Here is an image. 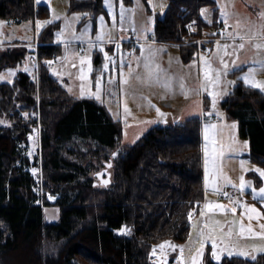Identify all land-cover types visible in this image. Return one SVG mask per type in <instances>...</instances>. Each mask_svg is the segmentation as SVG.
Returning <instances> with one entry per match:
<instances>
[{
    "label": "trees",
    "instance_id": "16d2710c",
    "mask_svg": "<svg viewBox=\"0 0 264 264\" xmlns=\"http://www.w3.org/2000/svg\"><path fill=\"white\" fill-rule=\"evenodd\" d=\"M205 5L216 8V0H168L155 19V39L179 44L189 60L199 51L193 40L210 36L216 22L202 18ZM72 8L93 17L105 12L102 0H72ZM47 9L35 0H0L7 21L43 17ZM188 21L197 27L190 30ZM54 27L37 36L35 77L0 82V120L7 122L0 124V264H15L19 255L28 264H153L154 244L185 241L189 213L205 199L206 117L156 124L118 151L120 120L103 102L73 96L50 71L47 62L61 53ZM101 61L95 55V64ZM222 108L248 140L251 159L264 165V93L238 81ZM94 165L106 166L109 183L91 175ZM46 208L59 218L45 220ZM124 225L129 232L118 233ZM256 256L215 261L208 252L205 261L264 264V253Z\"/></svg>",
    "mask_w": 264,
    "mask_h": 264
},
{
    "label": "rangeland",
    "instance_id": "374dc122",
    "mask_svg": "<svg viewBox=\"0 0 264 264\" xmlns=\"http://www.w3.org/2000/svg\"><path fill=\"white\" fill-rule=\"evenodd\" d=\"M35 1L36 3L47 5L48 13L46 16L12 21L13 23H8L7 20L0 18V22H2L0 23V44L5 42L10 43V48L0 47V82H12L21 73H27L35 77L38 63L31 59V55L36 52L37 36L46 25L54 24L53 44L61 45V53L57 54V59L50 64V71L67 87L73 96L78 97L95 98L93 93L96 92V80L98 77H103L100 99L97 100L105 103L111 115L121 122L122 137L119 142L120 145H118L119 148L117 147L118 151L123 146L135 144L150 127L156 124H167L176 121L184 122L187 117L202 116L206 117V120L204 119L203 122V128L205 124L216 125V128L212 130V135L217 142L216 147L218 148L220 144L225 145L224 155L217 160V164L223 173L237 186L240 183L239 177L243 175L245 181H251L252 187H255L257 191L260 187H264V178H261L254 171L256 168L264 170V165L251 159L249 156L251 151L248 140L239 137L237 122L229 118L222 108L224 98L230 93L237 82L241 81L244 83L240 77L247 73L249 68L255 70L254 75L256 80L264 81V67H261L259 63L260 61H264V48L257 49L254 47L257 43L264 44V35L258 34L261 31L260 26L264 24V19H261L259 16L261 12H264V0H219V2L216 0V8L212 5H205L201 8L206 10L204 15H201L202 18L208 23L211 21L210 24H213L214 21H222L224 23V18L221 17V8H223L228 14L227 23L229 30L239 32L241 36L245 37L243 41L239 37H236L235 40L231 38L218 39L212 43L201 41V45L204 44L206 48L197 51L189 60L184 59L180 46L167 43L144 44L145 55L148 54L149 48L159 50L155 53L154 64H158L163 69L161 73L162 79L173 78L172 91L166 90L157 83L146 84L142 80H137L135 79V73L128 84L121 85L119 69L114 67L105 57V53H107V56L111 60L113 59V53L110 50L111 46H113L112 43L107 38L99 43L95 39L97 33L101 31L100 17H104L105 27L103 31L105 32H108L112 28L113 17H115L117 24L116 28L112 30V36L114 37L113 41H120L118 65L121 59L124 60L125 65H127L128 60H132V67L136 68L135 57L140 56V50L135 49L133 57L128 58L127 53L129 49L123 45L122 41L127 38L130 32H134L132 30L133 25L135 33L139 36L143 37L150 34L155 39L153 34L155 19L158 14L164 13L168 0H151V3H149V0L147 2L139 0L140 6H137V0H131L129 4L125 0H110L112 4L111 9L105 5V0H102L105 12L97 14L96 17H93L92 14L88 15V12L85 10L73 9L72 0ZM121 3H123L125 9L129 10L125 13L124 30L121 29L119 24ZM132 9H135L134 13L131 11ZM54 14L59 18L55 19ZM76 16H79V19H76ZM150 17L152 18L151 20L149 19ZM49 20L52 22L42 23L41 27L37 29V21L44 22ZM86 27L88 30L87 35L77 39L76 37H80ZM196 27L192 26V29ZM145 29L148 30L145 31ZM210 31L213 32V27L210 28ZM58 33L60 34L59 36L57 35ZM217 41H219L221 46L225 44L229 45L230 47L227 49L229 52H233L234 48L240 43H244L245 47L243 49L236 48L234 55L223 57L228 62V74L221 75L220 82L214 89L218 95L216 108L212 109V98L208 96L207 92L197 96L195 90L203 82L204 63L201 57L209 60L214 69H219L222 73L224 71L223 65L219 61V56L223 54L224 49L217 47ZM90 42L96 43V46L91 47ZM189 43V40L185 41V44ZM139 45L141 46L143 43ZM97 54L102 59L99 65L95 64V55ZM89 58L91 71H89ZM81 59H85L83 64L81 63ZM234 59L240 67L233 71L231 62ZM105 63L108 64L107 69L103 67ZM25 68H27V71H25ZM81 69H83L84 74L87 76L85 80L80 79ZM9 70H13L14 75H8ZM124 72L127 74V66H125ZM137 73L141 76L145 74L143 60L140 61ZM110 78L113 80L111 84L108 83ZM181 82H183L185 89L192 90L190 95L185 96L182 93L180 89ZM82 85L83 94L81 92ZM209 90L212 89L210 88ZM199 101H202V105L198 104ZM125 106L129 109L128 112L125 111ZM201 107H203L204 115L200 114ZM156 108H159L166 115L164 117L158 116ZM209 113L211 114L209 115ZM213 116L217 117V122H213ZM145 121H153V123H145ZM215 132H217L216 135ZM232 137H235L237 141L233 145L234 150H229L227 146L232 142ZM245 141H247L246 146L244 144ZM205 144H208L209 151H211L213 145L210 141H205L203 132V148ZM203 155L205 160L204 150ZM241 161L245 162L244 169H241ZM105 168V165H94V171L91 175L94 178H98L96 173ZM220 183L224 184L223 180H220ZM237 199L241 201V204L235 205L236 212L233 213L231 212V208L234 205L231 201L220 200L219 195L218 198L216 195H211L208 203L225 205V210H216H220L226 213V215L215 214L214 218L207 221L206 214L208 208H202L203 204L200 208V215L194 219H190H193L195 222L191 226V234L188 241L182 243L171 239H164L154 244L151 251L152 263L192 264V257L200 249L201 240L204 241L203 248L207 252L209 246L212 245V240L208 237L209 233L217 237L222 234L221 229H223V233H227L229 223L225 228H220V225L217 224V221L223 216V220L226 223L233 220L237 221V224L232 226V236L230 238L224 237L229 241V244L235 245L236 248L244 249L252 255L258 254L253 250V246H264V240L240 236L239 223L242 222L246 228L251 225L256 232L261 231L259 226L260 224H264V201H261L259 197L254 199L250 187L244 189L243 195L238 190ZM243 204L255 206L262 216L249 220L248 213L242 206ZM45 211V220L53 221L59 218V214H56L53 208H46ZM202 212L204 213L203 215H201ZM121 229L129 230L125 225L117 230L118 233L127 234L129 232H122ZM201 232L205 233V235L201 236ZM166 241L169 243L165 244ZM207 243L210 244L207 245ZM162 244L164 245L163 248L160 247ZM217 245L218 250L223 247L218 243ZM236 248L232 250L235 251ZM202 263L204 262L201 257ZM15 264L28 263L23 256L19 255Z\"/></svg>",
    "mask_w": 264,
    "mask_h": 264
},
{
    "label": "snow or ice",
    "instance_id": "6c2138e0",
    "mask_svg": "<svg viewBox=\"0 0 264 264\" xmlns=\"http://www.w3.org/2000/svg\"><path fill=\"white\" fill-rule=\"evenodd\" d=\"M219 2V0H218ZM149 3H151V0H149ZM105 5L111 9L112 4L110 2V0H105ZM137 6H140L139 4V0H137ZM121 13H120V19H119V24L121 26V29H123V24L125 21V13L129 10L124 8L123 3H121ZM133 13L135 11V9L131 10ZM205 9H201V15H204L205 13ZM87 15V14H85ZM227 12L223 10V8H221V17L224 18V24H225V32L228 28V23H227ZM261 19H264V12H261L259 14ZM54 18L58 19V16H55L54 14ZM76 19H79V16L75 17ZM150 20L152 19L151 17L149 18ZM52 21H44V22H40L37 21V29H39L42 25V23H51ZM100 22H101V31L97 33L96 35V42H102L104 41L106 38L108 39L109 42H113L114 37L112 36V30H114L116 28V19L115 17H113V23H112V28L108 31L105 32L103 31L105 24H104V17L101 16L100 17ZM2 23V22H0ZM195 23V22H193ZM209 23H211V21H209ZM190 30H194L192 29V26L189 25ZM261 31L258 33L259 35H264V24H262L260 26ZM132 30L135 32V27L133 25ZM148 29H145V31H147ZM87 27L85 28V31L83 33H81L80 37H76L77 39L82 38L83 36L87 35ZM224 34V32H222V35ZM58 36L60 35L59 33L57 34ZM236 37H239V39L241 41H243L245 39L244 36H241L239 34V32H236L235 35L232 32H227L226 38H231L233 40L236 39ZM145 39H147V37H145ZM90 46L91 47H95L96 43H92L90 42ZM117 49L120 48L119 44H116ZM217 47L218 48H223L224 52L222 55L219 56V61L220 63L223 65V73L221 72V70L219 69H214L211 65V62L209 60H206L204 57H201V60L204 63V70H203V82L200 84V87L198 89L195 90V94L197 96H200L202 93L207 92L208 96H210L211 99V107L212 109L216 108V104H217V95L218 93L214 90L216 85L219 84L220 82V78L221 75H227L228 74V62L226 60H224V56H232L235 54L236 52V48L238 49H243L245 47L244 43H240L238 46H236V48H234L233 52H229L227 51V49L230 47L229 45L225 44L223 46H221L219 44V41H217ZM255 48L257 49H261L264 48V44H260L257 43L254 45ZM101 50H103L101 48ZM135 50H133L134 53ZM156 49H152L149 48L148 49V54L145 55V47L144 45L140 46V56L139 57H135V61H136V68L132 67V60H128L127 61V65H125V62L123 59H121V62L119 65H116L114 61H111V58H109L107 56V53H105V57L107 60H109V62L113 63L114 67H117L119 69V73H120V83L121 85L124 84H128L129 80L132 78L133 74L135 73V79L137 80H142L144 83L146 84H151V83H157L160 84L162 87H164L166 90L168 91H172V84H173V78L168 77V78H161V73L163 72V69L160 68V66L158 64H154V57H155V53ZM132 55V54H130ZM238 58V57H237ZM143 60V68H144V75L141 76L139 73H137V69L140 67V61ZM85 62V59H81V63L83 64ZM89 62V71H91V64H90V58L88 59ZM48 64H51L52 61H48ZM232 66H233V71L238 69L240 67V65L237 64L236 60H232ZM260 66L264 67V61H260ZM125 66H127L128 68V72L127 74H125L124 72V68ZM104 69L108 68V64L105 63L104 64ZM25 71H27V68H25ZM81 71V75H80V79L81 80H85L87 79V76L84 74L83 69L80 70ZM255 70L253 68H249L248 72L245 73L242 77H240V79H242L244 81V83L248 86H251L252 88L255 89H259L262 92H264V81H258L255 79V75H254ZM213 73H215V75H213ZM8 75H14V71L13 70H9L8 71ZM102 79L103 77H98L96 80V92L93 93V95L95 96L96 99H100V92L102 89ZM113 82L112 78L109 79L108 83L111 84ZM230 83H235V82H230ZM212 90H209V89ZM180 89L182 91V93L185 96H188L191 94L192 90H188L185 89L183 82L180 83ZM81 92L83 94V85L81 86ZM198 104L202 105V101H199ZM125 111L128 112L129 109L127 108V106H125ZM156 112L158 114V116L160 117H164L166 114L163 113L159 108H156ZM200 114L204 115V110L203 107L200 108ZM211 113H209L210 115ZM217 115H219V113H217ZM6 121L0 120V124H6ZM145 123H153V121H145ZM233 127H235V125H233ZM216 128L215 124H205L204 128H203V132H204V139L205 141H210L211 144L213 145V147L211 148V151H209V146L208 144L204 145V154H205V184L206 186L209 183V174L211 173L212 175V180H211V184L214 187V190L219 192L220 188L217 187V180H223L224 184L226 185H231L232 187H238L239 192L241 193V195H243L244 193V189L246 187H250L252 189V195L253 198L255 199L256 197H259L261 201H264V187H260L259 190L257 191V189L255 187H252V182L251 181H245L244 176L241 175L239 177V185L237 186L236 184H233V182L231 181V179L225 175L222 171V169L218 166L217 164V160L218 158L222 157L224 155V150H225V145L224 144H220L219 147H216V140L215 137L212 135V130ZM236 143L235 137H232V142L227 146L229 150H234L233 145ZM245 146L247 145V141L244 142ZM113 155H115V153H113ZM244 161L240 162V166L241 169H244ZM111 165H109L110 167ZM33 173L36 172V169H32ZM255 172H257L259 174V176L261 178H264V170L256 168L254 169ZM99 175V174H98ZM105 183H107V181H105ZM223 195L225 197H227L229 194L227 192H224ZM50 199L52 197H49ZM231 203H233V205H238L241 204V201L239 199L235 200V201H231ZM244 207V209L246 210V212L248 213V219L252 220L254 217H261L262 214L257 210V208L255 206H250L248 204H243L242 205ZM205 207H207L210 211L212 209H220V210H225L226 206L223 204H212V203H208L205 205ZM231 212L235 213L236 212V207L233 206L231 208ZM204 213L202 212L201 215H203ZM189 216L191 217V213H189ZM229 223V227H228V231L227 233H223V229H221V235L219 237L217 236H213L211 233L208 234L209 239L212 240V257L215 258L216 260H220L221 259V255L223 253H227L228 257H232V256H242L245 258H251L253 261L257 260V256L256 255H252L250 252L244 250V249H240V248H236L235 245H230L229 241L226 240L224 237H231L233 234L232 231V226L237 224V221L233 220ZM260 229L261 231L256 232L253 230V228L251 227V225H249L247 228L245 227V225L240 222L239 223V235L240 236H247L249 238H259L261 240H264V224H260ZM122 232H126L129 231L128 229H121ZM201 236H204L205 233L201 232L200 233ZM219 239L220 244L223 245L222 248H219L218 250V245H217V240ZM169 242H165V244H168ZM161 248L164 247V245H160ZM203 247H204V241L201 240V247L200 249L197 250L196 254L192 257V264H201V257L203 256ZM236 248L235 251H233L232 249ZM253 250L259 253H264V246H253ZM181 251H183V249H181Z\"/></svg>",
    "mask_w": 264,
    "mask_h": 264
},
{
    "label": "built area",
    "instance_id": "2783aa9c",
    "mask_svg": "<svg viewBox=\"0 0 264 264\" xmlns=\"http://www.w3.org/2000/svg\"><path fill=\"white\" fill-rule=\"evenodd\" d=\"M189 25L196 26V23H193V21H188L185 26L189 28ZM224 30H225V24L223 22H221V21H216L214 23V25H213V32H212L211 36H209V37H200V38L195 39L193 42L199 43V48H200L201 47V41H211V40H217V39H223V38L226 39L227 32H232L234 35L236 33L235 30H229V28H227L226 32ZM222 32H224L223 35H222ZM145 37H147V39H145ZM153 40L154 39L152 38L151 35H147V36L141 37L135 32H130L127 35V38H125L122 41V43L129 45V51L127 53V56H128V58H131V57H133V50H135L136 47L139 44H141L143 42L153 41ZM119 43H120V41H118V40L112 42V44L115 47L114 50H113V61H115V62L118 60V49L116 47V44H119ZM130 54H132V55H130ZM31 59L33 61L38 62V53H33L31 55ZM55 60H56V57H53L51 59V61H55ZM216 119L217 118H215V120ZM224 192H227L229 195L227 197H225L223 195ZM48 196L50 197V194H48ZM219 197L222 200L235 201L237 199V197H238L237 188L236 187H232L231 185H228L224 190L219 192ZM196 214H197V210L195 209V210L192 211L190 219L193 218L194 216H196Z\"/></svg>",
    "mask_w": 264,
    "mask_h": 264
},
{
    "label": "crops",
    "instance_id": "0c3cea01",
    "mask_svg": "<svg viewBox=\"0 0 264 264\" xmlns=\"http://www.w3.org/2000/svg\"><path fill=\"white\" fill-rule=\"evenodd\" d=\"M8 23H13L12 21H7ZM152 37H153V35H152ZM216 40H214V41H211L210 43H212V42H215ZM36 43V42H35ZM146 43H167V44H172V45H176V46H180L179 44H176V43H172V42H161V41H158V40H156V39H154L153 41H149V42H143V45L144 44H146ZM33 46H34V44H33ZM0 47H6V48H10V43H8V42H5V43H3V44H0ZM35 47V46H34ZM212 47V46H211ZM111 48H112V46H111ZM115 48V47H114ZM35 50H36V47H35ZM136 50H140V45L136 48ZM115 62V61H114ZM115 64L116 65H118V60L115 62ZM112 65H113V63H112ZM105 104V103H104ZM106 105V104H105ZM107 107V106H106ZM190 117H192V116H190ZM190 117H187V118H185V119H188V118H190ZM214 117H216V116H213V118H212V120H213V122H217V120H214ZM208 120V119H207ZM151 128V127H150ZM217 134V132H215V135ZM237 141V140H236ZM249 144V143H248ZM204 157V156H203ZM208 179H209V183H208V185L206 186V184H205V171H204V185H205V199L202 201V203L200 204V206H199V208H198V213H197V215L194 217V218H196V217H198L199 215H200V208H201V206L203 205V207L202 208H205V205L206 204H208V202H209V197L211 196V195H216L217 196V198H218V195H219V192L220 191H222V190H224L228 185H226V184H223V183H220V180L218 179L217 180V187H219L220 188V191L219 192H217V191H215L214 190V187H213V185L211 184V180H212V175H209V177H208ZM234 184V183H233ZM221 200V199H220ZM225 201V200H224ZM235 206V205H234ZM228 213H230V212H228ZM215 214H220V215H226V213H223V212H221L220 210H216V209H212L211 211L208 209L207 210V214H206V219H207V221L208 220H211L212 218H214V215ZM224 216L222 217V218H220V220H218L217 221V224L218 225H220V228H225V226L226 225H228V222L226 223V221H224L223 219H224ZM193 218V219H194ZM193 219L191 220V226L194 224V222L195 221H193ZM227 221H229V220H227ZM191 226H190V232H189V236H188V238L185 240V241H183L182 243H185V242H187L188 241V239H189V237H190V234H191ZM218 242V244L219 245H221V246H223L222 244H220V241H219V239L217 240ZM208 244H210V243H207V245ZM212 245L211 246H209V249H208V251L207 252H205V248H203V256H202V260H203V262L204 263H202V264H206V261H205V257H206V253H208L209 252V254H210V256H211V258L213 259V260H215V261H218V260H216L215 258H213L212 257V255H211V251H212ZM235 249V248H234ZM256 253H259V252H256ZM225 256H227V253L225 252V253H223L222 255H221V259L219 260V261H221L222 260V258H224Z\"/></svg>",
    "mask_w": 264,
    "mask_h": 264
},
{
    "label": "water",
    "instance_id": "95a60500",
    "mask_svg": "<svg viewBox=\"0 0 264 264\" xmlns=\"http://www.w3.org/2000/svg\"><path fill=\"white\" fill-rule=\"evenodd\" d=\"M107 166H109V165H107ZM96 176L98 177L100 183H102V184H107L110 181V175H109V173H108L106 168L101 170V171H99V172H97ZM105 181H107V183H105Z\"/></svg>",
    "mask_w": 264,
    "mask_h": 264
}]
</instances>
